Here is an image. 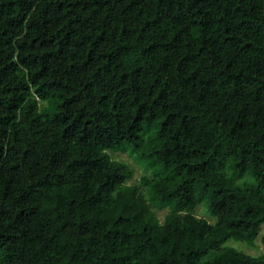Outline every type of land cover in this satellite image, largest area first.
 Wrapping results in <instances>:
<instances>
[{"label":"trees","instance_id":"16d2710c","mask_svg":"<svg viewBox=\"0 0 264 264\" xmlns=\"http://www.w3.org/2000/svg\"><path fill=\"white\" fill-rule=\"evenodd\" d=\"M263 225L264 0H0V264H264Z\"/></svg>","mask_w":264,"mask_h":264},{"label":"rangeland","instance_id":"374dc122","mask_svg":"<svg viewBox=\"0 0 264 264\" xmlns=\"http://www.w3.org/2000/svg\"><path fill=\"white\" fill-rule=\"evenodd\" d=\"M45 104V102L41 103ZM110 156L112 159L120 160L126 162L131 170H132V177L128 181V184L131 185H140L142 181V177L144 175H148L149 173L146 172L142 165L137 163L134 156H132L128 152H120V151H109ZM156 213L158 218L161 222H163L169 213V209H156ZM193 213L199 217L204 218L210 223H215L217 218L216 216L210 211L209 206L206 201H201L193 210ZM264 235V225L262 227L261 233L259 237L255 240L254 243H248L243 241L237 240H230L227 245L234 246L238 249L245 251L246 253L253 255V256H261L264 255V244L262 242V236Z\"/></svg>","mask_w":264,"mask_h":264}]
</instances>
